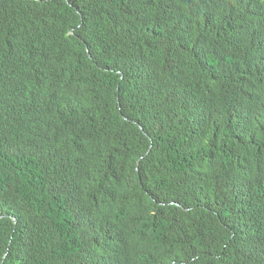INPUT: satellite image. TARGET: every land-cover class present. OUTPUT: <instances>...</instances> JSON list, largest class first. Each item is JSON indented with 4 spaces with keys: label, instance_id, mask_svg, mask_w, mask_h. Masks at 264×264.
<instances>
[{
    "label": "trees",
    "instance_id": "1",
    "mask_svg": "<svg viewBox=\"0 0 264 264\" xmlns=\"http://www.w3.org/2000/svg\"><path fill=\"white\" fill-rule=\"evenodd\" d=\"M0 264H264V0H0Z\"/></svg>",
    "mask_w": 264,
    "mask_h": 264
}]
</instances>
